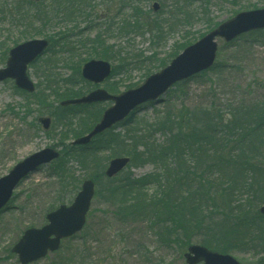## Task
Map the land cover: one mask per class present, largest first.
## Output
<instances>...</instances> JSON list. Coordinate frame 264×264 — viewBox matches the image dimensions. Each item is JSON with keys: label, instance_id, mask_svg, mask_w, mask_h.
<instances>
[{"label": "rangeland", "instance_id": "374dc122", "mask_svg": "<svg viewBox=\"0 0 264 264\" xmlns=\"http://www.w3.org/2000/svg\"><path fill=\"white\" fill-rule=\"evenodd\" d=\"M25 1L27 3L28 0ZM46 1L48 4H54L53 0ZM65 1L63 0V3ZM18 2L19 0H16L15 5ZM154 2H158L161 6L158 12H154L156 14L152 12ZM14 3L11 0H0V44L12 46L13 41L17 39L22 41L45 38L42 34L32 36L37 32H34L35 25L30 24L29 16L25 11L24 13L20 11V14L23 15L21 17L23 23L26 19V26L24 27L23 24L17 26L18 15L14 10ZM90 3V6L85 7V11L89 13L88 19L79 18L78 21L54 23L46 28L47 34L60 31L78 34L84 28L85 33H89L92 37L104 31L106 22L111 18L113 20L117 18V22H122L131 15L130 10L122 11L120 0H92ZM27 7L32 14L31 4L21 8ZM263 7L264 0H151L147 4V9L152 11L148 13V17H145L147 25L144 26L141 35H131V41L128 43L129 38L122 37L116 32L118 29H114L115 33L108 39L109 44L127 50L125 57L130 58L117 63L110 61L113 67H117L111 81L121 82L117 93L126 90L125 85L134 84V87L141 85L150 74L169 65L182 52L176 50L180 43L206 33L209 24L230 19L239 11ZM156 20H160L164 29V34L160 38L155 27ZM176 22L178 25L174 29L172 25ZM51 48L30 64L28 69L30 78L40 86L41 90L49 85L62 83L64 77L65 79L71 75L74 78L78 77L73 69L69 68L71 63L67 62L68 53L64 51L58 54V47ZM53 50H56V53ZM138 54L141 58L137 62L134 58ZM216 63L222 66L221 69L209 70L185 83L176 84L160 100L138 108L133 114V122L117 125L113 129V133L120 139L118 142L111 140L106 144V139L102 137L89 145L90 150L87 153L94 155L98 152L99 163L105 165V170L113 157L123 155L131 157L132 162L118 174L117 179L113 180L114 183L118 182L117 185L120 183L122 185L127 179L137 181L144 178L155 185V182L162 181L163 176H167V172H171L173 167L185 169L189 164L188 158L171 163V158L164 156L163 144H166L168 137L163 127H166L169 121L168 113L174 115L180 111L182 117L187 114L184 108H190V115H193L194 109L207 108L211 105L216 106L215 110L227 112V108L241 100L264 103V29L244 33L228 43L220 39ZM78 79L80 80L78 89L82 93L86 94L94 88V85L81 81L79 77ZM109 81L108 79L100 86L107 88ZM13 84L14 82L10 80L0 84V127L3 126L2 128L14 122L4 111L5 106L10 102H20L23 96L13 88ZM46 92L52 94L50 89ZM59 102H54V105ZM111 104V102L97 103L92 107L80 109L78 117L82 122H89L92 129L105 108ZM42 111L38 118L50 116L54 122L49 110ZM96 116L99 118L95 122L92 117ZM40 128V130H31L30 134L28 130L23 135L20 133L10 152L3 153L5 149L0 146V177L8 173L17 162L41 149L52 147L60 153L63 152L62 147L57 143L59 130L51 127L47 134L41 124ZM11 130L15 133V126L10 128ZM73 139L74 137H70L67 142L70 143ZM92 147L96 148L92 149ZM82 154L85 155L86 151L78 152L74 149L64 155L65 160L68 161V170L74 171L76 176L80 177L81 184L88 178L90 171H99V168H87L81 158ZM50 168L51 164L44 165L23 179L15 189L10 202L0 211V264H21L18 255L12 251L13 245L27 228L44 225L47 211H50L52 205L56 206L61 184ZM97 182L96 187L100 192L92 202L86 227L64 240L58 251L30 264H187L184 258L187 247L184 248L180 244L175 229L172 240L171 232L163 230L170 224L142 221L129 215H125V221H122L118 213L120 196L111 195L109 188L111 183L106 179L101 178ZM153 185L142 186L141 190L138 189L136 192V196L147 197L149 200L157 189L153 188ZM127 193L129 194L127 199L134 196L131 194V189ZM76 194L70 195L73 197L72 201ZM59 205L57 204V207ZM257 227L261 229L260 237L262 235L263 237L259 238L256 235L252 239V247H254L252 249L255 251L242 249L229 252L241 264H264V219L257 220L255 229ZM194 230L190 228L189 237L192 243L200 244L202 235L194 233ZM83 258L85 260H82Z\"/></svg>", "mask_w": 264, "mask_h": 264}, {"label": "trees", "instance_id": "16d2710c", "mask_svg": "<svg viewBox=\"0 0 264 264\" xmlns=\"http://www.w3.org/2000/svg\"><path fill=\"white\" fill-rule=\"evenodd\" d=\"M28 1L26 3L25 0H19L18 4L15 5L16 0H11L18 15L17 26H26L27 21L24 19L25 23H23L21 19L23 15L20 14V11L22 13L25 11L29 16L30 24L35 25L34 32H37L36 35L32 36L42 34L47 38L50 41L47 51L52 49L51 47H58V54L66 51L69 56L67 62L71 63L69 68H72L83 82L86 81L81 76V66L90 59H106L115 61V63L130 59L125 57L127 50L121 46L118 48L115 44H109L108 39L115 33L114 29H118L116 32L122 37H128L129 43L131 35L143 33L144 26L147 25L145 17H148V13L152 11L147 9V4L151 0H120L119 5L122 11L130 10L131 15L122 22H117V18L115 20L111 18L109 22H106L104 31L102 30L92 37L89 33H85L84 28L78 34H67L64 31L47 34L46 28L54 23L78 21L79 18L88 19L89 13L85 10L87 6L91 5L92 0H66L64 3L63 0H53L54 4H48L46 0ZM30 4L33 7L31 9L33 15L29 13L28 7L26 9L21 8ZM218 23L209 24L210 27L207 32L217 26ZM177 25L176 22L172 27L175 29ZM155 27L160 38L164 34L160 20H156ZM204 34L183 41L176 48L177 52L194 43ZM22 41L14 40L12 46ZM3 45L4 43L0 44L1 66L5 64L11 47V45ZM53 52L56 53V50ZM140 58L141 56L138 54L134 59L138 62ZM137 62L136 64H138ZM161 64L164 65L165 63ZM218 64L215 62L209 70L221 69L222 66ZM116 68L113 67L107 85V89L113 93L119 92V85L121 84L118 80L111 81V77L116 73ZM209 70L194 77L203 75ZM78 77L74 78L72 75L67 79L64 77L60 83L62 85L58 83V85H49L43 90L37 85L34 93L19 90L13 84V88L22 93V100L17 103H8L4 111L11 116L14 122L17 120L18 123L12 122L5 128L0 127L2 128L0 129V146L3 147V150L5 149L3 153H7L13 149L12 146L20 133L23 135L28 130L30 134L31 130L41 129L37 116L43 112L42 110H49L54 118V126L52 127L57 128L60 132L57 143L62 147L63 152L60 153L57 160L51 163L52 174L58 178L61 186L56 206L52 205L50 211L54 210L57 204L71 202L72 196L80 189L81 179L76 176L74 171L68 170V161L65 160L64 155L69 150L74 149L78 152L86 151V154H82L81 158L88 166L87 168H99V171H90L87 177L94 181L104 178L111 183L109 186L111 195L120 196L118 213L122 221H125V215H129L142 221L168 223L170 226H166L163 230L171 232L172 240L175 229V234L184 248L192 244L189 233L190 228H193L195 229L194 233L202 235L199 240L200 244L212 250L222 253L242 249L244 251L253 250L252 239L256 235L259 238L263 237V235L260 237L259 230L261 229L258 227L255 229L257 220L264 219L259 211V207L264 204L263 102L241 100L227 108V112L215 110L216 106L211 105L207 108L194 109L193 115H190V108H184L187 114L182 117H180V111L174 115L168 113L169 118L167 119L169 121L166 127H163L168 137L166 144H163L164 156L168 159L170 157L171 163H177L180 159L188 158L189 164L185 166V169L173 167V170L167 172V176H163L162 181L155 182V185L149 179L144 178L137 181L127 179L122 185L121 183L117 185L118 182L114 183L113 180L117 179L118 175L113 178L106 177L105 165L99 163L98 152L94 155L87 153L90 150L89 145L97 138L103 137L106 139V144L111 140L118 142L120 140L118 135L113 133L115 127L96 136L87 146H73L67 142L70 137L77 138L91 130V124L82 122L78 115L81 112L80 109L96 105L65 107L60 104L54 105L56 101L59 102L63 99L75 98L85 94L78 89L80 84ZM125 86L132 88L135 85ZM49 89L52 94L46 92ZM133 114L119 125L133 122ZM92 118L96 122L99 116ZM14 126L15 133L10 131V128ZM59 127L60 129H58ZM7 130L9 131L8 135ZM44 132L49 134L50 131ZM110 137L112 139H109ZM97 146L99 147V145ZM95 148L92 147V149ZM97 181L96 183H98ZM150 185L157 189L149 200L147 197L136 196L138 189L141 190L142 186ZM130 189L134 196L127 199L129 196L127 192ZM134 190L136 191L132 193ZM99 192L96 190L95 197ZM71 194L72 196H70ZM159 236L162 235L159 234Z\"/></svg>", "mask_w": 264, "mask_h": 264}, {"label": "water", "instance_id": "95a60500", "mask_svg": "<svg viewBox=\"0 0 264 264\" xmlns=\"http://www.w3.org/2000/svg\"><path fill=\"white\" fill-rule=\"evenodd\" d=\"M38 1V0H36ZM154 10L160 8L154 3ZM264 29V7L242 11L232 18L223 21L195 43L187 46L169 65L151 74L136 88L120 94H111L105 88H97L90 93L74 99L61 101V105L92 104L113 101L94 128L86 135L74 140V145H86L98 134L110 129L125 119L138 106L151 101H158L175 83L188 79L211 68L218 52V39L232 41L239 35ZM50 42L45 38L31 39L12 47L6 65L0 68V83L13 79L18 88L34 92L35 83L28 75V66L47 50ZM111 63L103 59H92L82 66V76L94 84H101L111 74ZM45 130L51 127L50 117H40ZM60 156L58 150L47 147L36 151L16 163L7 174L0 177V210L10 201L19 183L40 166L51 163ZM130 163V157L113 158L106 170L108 177H114ZM96 191L95 182L86 179L73 202L62 204L47 214L48 222L42 227L26 229L21 238L14 244L12 251L18 255L21 264H29L57 251L63 239L81 231L87 221L92 200ZM264 215V205L260 208ZM184 257L187 264H241L230 254L212 251L199 244L188 247Z\"/></svg>", "mask_w": 264, "mask_h": 264}]
</instances>
